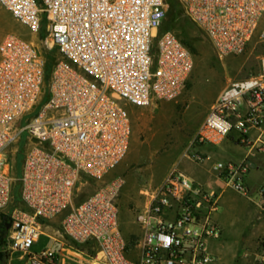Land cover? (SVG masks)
Masks as SVG:
<instances>
[{
    "label": "built area",
    "instance_id": "obj_1",
    "mask_svg": "<svg viewBox=\"0 0 264 264\" xmlns=\"http://www.w3.org/2000/svg\"><path fill=\"white\" fill-rule=\"evenodd\" d=\"M179 1L219 57L242 54L264 22V0ZM0 6L32 34L45 21L49 47L56 49L45 83L46 60L33 42L15 33L0 41V211L11 201L14 181L29 208L10 211L4 251L18 253L26 264H56L51 248L31 251L40 220L70 206L82 176L101 179L123 160L132 133L130 108L176 99L193 55L173 31L159 30L167 0H0ZM260 41L259 73L233 80L220 92L194 141L217 145L238 130L245 158L216 160L212 168L255 205L264 223V171L250 181L258 168L252 158L260 155L264 164V23ZM23 134L27 148L20 174L13 176L10 151ZM123 184L122 177L112 178L63 215V236L96 245L81 264H217L207 246L221 234L215 190L173 170L135 211L141 233L127 238L117 205ZM257 248L248 264H264V230Z\"/></svg>",
    "mask_w": 264,
    "mask_h": 264
},
{
    "label": "rangeland",
    "instance_id": "obj_2",
    "mask_svg": "<svg viewBox=\"0 0 264 264\" xmlns=\"http://www.w3.org/2000/svg\"><path fill=\"white\" fill-rule=\"evenodd\" d=\"M263 23L260 24L258 30L250 38L242 54H230L219 57L204 32L183 13L180 16V20L170 30L181 40L188 41L194 50L192 51L193 68L179 96L174 100L156 99L151 105L146 107L132 106L130 108L132 133L129 148L123 160L105 173L101 179H90L82 176V182L77 185L70 206L53 219H41V231L47 233V228L52 227L56 230L55 234L61 238L63 233L60 228V221L70 207L78 204L85 197L102 188L117 175L121 176L125 181L117 198L118 218L122 223L121 225L125 227L127 218L125 212L120 213V211L125 208L133 212L138 207L136 202L138 200L143 202L145 198L138 191L140 189L150 191L173 171L170 162L174 158V153L180 151L184 146V141L194 133L195 121L198 117L202 116L204 118L210 105H212L220 92L231 81L259 73L260 57L262 54L260 28ZM7 33L18 34L33 42L42 53L52 51L56 54L55 47H49L51 41L48 39L45 30V21L42 22L40 32L32 34L24 25L14 20L6 9L0 6V41ZM45 96H47L46 92L42 98ZM21 138V141L15 144L12 151H10L13 164L11 172L13 176L20 174V167L27 148L25 135L23 134ZM212 150L215 149L212 148ZM221 153L223 156L214 155L212 161L237 157V151L228 152L227 148L222 149ZM16 161L18 162V167L16 166ZM234 197L238 198V204L242 209L243 215L240 219L223 217L220 218V221H223L222 223L225 228L226 226L228 227L230 220L229 225H231V228L239 232L255 229V242L257 246V239L264 230V223L256 218V209L254 210L251 207L250 200L238 195L232 189H227L217 212H220L222 216L226 200ZM15 206L23 210H29L21 200L11 198L8 206L0 211V237L3 236V224L6 221L9 223L10 211ZM226 231H221L220 237L216 239L218 254L224 255L233 247V244L235 246L239 245L229 241ZM64 237L63 247L56 245L55 249L52 250L61 252V257L67 260L75 259L78 261L76 262L77 264H81V261H86L82 260V257L90 258L93 255V251L96 250V245L92 242H76L66 236ZM5 238L7 241V235ZM49 245L50 239L45 235H41L32 245L31 251L39 252ZM245 251L246 248L244 246H240L237 250V255L242 259L241 261L245 259ZM8 253V251H5V254L8 255ZM230 264L237 263L230 262Z\"/></svg>",
    "mask_w": 264,
    "mask_h": 264
},
{
    "label": "crops",
    "instance_id": "obj_3",
    "mask_svg": "<svg viewBox=\"0 0 264 264\" xmlns=\"http://www.w3.org/2000/svg\"><path fill=\"white\" fill-rule=\"evenodd\" d=\"M203 119L204 118L200 116L195 121L194 133L192 134L191 137L187 138L186 141H184V146L182 147V149L174 153V158L170 162V165H171L172 170H178L182 172L183 174L187 175L188 177L196 180L197 182H199L206 188L215 190L218 194L219 205H221L224 194L226 193L227 189H231V188L226 186L224 181L217 177V174L213 170L212 166L216 160H222V161L230 160L234 162H241L247 154V148L239 142L238 130L236 129H232L229 135L217 145L200 144L194 141V136L200 124L202 123ZM212 148L215 150H212ZM225 148H227L228 152L237 151V154H236L237 157L236 158L229 157L226 159H216L212 161V157L214 155L223 156L221 151L222 149H225ZM185 152L192 153V154L198 153V154H201L203 157L204 156L205 157L203 158V160L197 161V160L186 157ZM252 161H254V163H256V165L258 166V168H254L250 174V181L253 183L256 178L260 177V173H262L261 170L264 171V164L261 162L260 155H256L255 157H253ZM138 193L139 194L142 193L140 195L145 196L144 201L140 202L138 200L136 202L138 207L133 212H130L129 210L125 208L120 211V213L125 212V215L127 218V224L125 227H123L119 219V228L122 234L127 238L139 235L141 233L140 227L135 222V211L145 206L149 191L147 189H144V190L140 189ZM238 201L239 200L237 197L228 198L226 200V206H225L223 215L221 216L220 212L219 213L216 212L214 214V219L219 224L221 231L223 230L226 231L227 228H229L228 231H226L229 241L235 242V244H239L238 246H235L233 244V247L228 251V253L223 255V254H218L217 241L210 240L207 244L208 250L213 255L216 256L217 264H230V262H234V263L236 262L237 264H248L254 259L255 254L258 251L256 242H255V235H256L255 229H247L246 232H239L238 230L231 228V225H229L230 220L228 222L229 223L228 227L226 226L225 228H224V224L222 223L223 221H220V218H223V217H226V218L228 217L232 219L241 218L243 214H242V209L240 208V205L238 204ZM251 207L255 210V205L252 202H251ZM47 229H48L47 233L41 231L39 236L45 235L46 237L50 239V245L48 246V248L55 249L56 245L63 247L62 243H64L63 240L65 237L62 236L60 238V236L56 235L55 234L56 230L52 227H48ZM240 246H244L246 248V251L244 253L245 259L243 261H241L242 259L237 255L238 254L237 250ZM55 253L57 256L56 264H77L76 262H78L75 259L67 260L61 257V252H55ZM0 256H2L1 252H0ZM0 264H26V261L25 259H22L18 253H14V254L8 253V255L7 254L4 255L3 259H1L0 257Z\"/></svg>",
    "mask_w": 264,
    "mask_h": 264
},
{
    "label": "trees",
    "instance_id": "obj_4",
    "mask_svg": "<svg viewBox=\"0 0 264 264\" xmlns=\"http://www.w3.org/2000/svg\"><path fill=\"white\" fill-rule=\"evenodd\" d=\"M167 1L170 3V8H169V11H168L165 19H164L163 24L161 25V27L159 29L160 32H163V31H166V30H170L171 27L175 26V24L180 20V16L183 13L185 14L184 9H183V7H182V5H181L179 0H167ZM181 41L189 49V51L192 53L194 48L190 45V43L188 41H186V40H181ZM43 55H44L45 60H46V62H45V83H47L48 79L50 77V73H51L53 64L55 62L56 54H55V52H52V51H46V52L43 53ZM47 97H48V95L45 96L42 99V102H44L47 99ZM16 157L18 158V156H16ZM16 163H17L16 166L18 167V162L16 161ZM12 168H13V164H12ZM12 198L20 200L18 182L13 183V186H12ZM7 224H8L7 221L4 222V224H3V232H2L3 236L0 237V251L2 253V256H0L1 259L4 258V255H5L4 248L7 245V241H6V238H5L6 235H7V232H8V230L6 228Z\"/></svg>",
    "mask_w": 264,
    "mask_h": 264
},
{
    "label": "water",
    "instance_id": "obj_5",
    "mask_svg": "<svg viewBox=\"0 0 264 264\" xmlns=\"http://www.w3.org/2000/svg\"><path fill=\"white\" fill-rule=\"evenodd\" d=\"M9 227V224H7V228Z\"/></svg>",
    "mask_w": 264,
    "mask_h": 264
}]
</instances>
